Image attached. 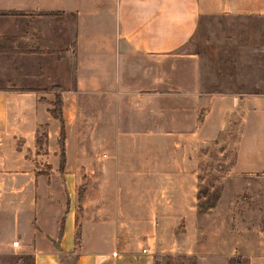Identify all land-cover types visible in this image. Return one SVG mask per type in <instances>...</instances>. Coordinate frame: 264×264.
<instances>
[{"label":"crops","instance_id":"obj_1","mask_svg":"<svg viewBox=\"0 0 264 264\" xmlns=\"http://www.w3.org/2000/svg\"><path fill=\"white\" fill-rule=\"evenodd\" d=\"M211 17L254 21L262 84L264 0H0V246L32 264H155L120 233L119 212L152 211L139 182L188 172L186 149L234 110L263 112L260 89L203 88L182 47Z\"/></svg>","mask_w":264,"mask_h":264},{"label":"rangeland","instance_id":"obj_2","mask_svg":"<svg viewBox=\"0 0 264 264\" xmlns=\"http://www.w3.org/2000/svg\"><path fill=\"white\" fill-rule=\"evenodd\" d=\"M253 23L211 17L182 47L201 54L204 89L264 92V82L254 83L255 53L250 49L258 44ZM261 57L259 73L264 80V52ZM151 102L152 118L157 117L158 100ZM119 104L120 109L122 101ZM261 110L257 120L248 115L244 121L234 110L224 129L209 132L207 138L200 137L197 147H188L184 153L189 157L184 162L188 172L167 180L140 181L152 190V211L118 213L120 223L126 225L120 233L127 242L152 254L155 264H264V106ZM204 112L201 109L200 120ZM220 118L215 116V121ZM43 136L44 132L40 140ZM136 183L120 181V188ZM142 215H148L149 221L140 219ZM134 216L136 223L127 222ZM23 251L11 244L0 246V264H32V256ZM64 263L72 264L73 256Z\"/></svg>","mask_w":264,"mask_h":264},{"label":"trees","instance_id":"obj_3","mask_svg":"<svg viewBox=\"0 0 264 264\" xmlns=\"http://www.w3.org/2000/svg\"><path fill=\"white\" fill-rule=\"evenodd\" d=\"M54 107L50 108V112L54 117L59 118L61 122H63L62 119V113H61V98L59 95L56 96V99L54 100ZM61 137L60 142H62L63 139V128L61 129Z\"/></svg>","mask_w":264,"mask_h":264},{"label":"built area","instance_id":"obj_4","mask_svg":"<svg viewBox=\"0 0 264 264\" xmlns=\"http://www.w3.org/2000/svg\"><path fill=\"white\" fill-rule=\"evenodd\" d=\"M12 244H13V245H17V244H18V239H14V240L12 241ZM143 250H145V249H143ZM113 254H115V252H113Z\"/></svg>","mask_w":264,"mask_h":264}]
</instances>
